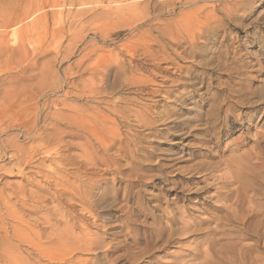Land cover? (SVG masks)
<instances>
[{"label": "rangeland", "instance_id": "1", "mask_svg": "<svg viewBox=\"0 0 264 264\" xmlns=\"http://www.w3.org/2000/svg\"><path fill=\"white\" fill-rule=\"evenodd\" d=\"M5 89L0 264H264V0H0Z\"/></svg>", "mask_w": 264, "mask_h": 264}, {"label": "bare ground", "instance_id": "2", "mask_svg": "<svg viewBox=\"0 0 264 264\" xmlns=\"http://www.w3.org/2000/svg\"><path fill=\"white\" fill-rule=\"evenodd\" d=\"M41 2V1H40ZM40 5H41V3H40ZM24 14V13H23ZM195 37V36H194ZM196 39V37L194 38V40ZM193 40V39H192ZM189 42V41H188ZM189 43H191V42H189ZM147 46V45H146ZM168 46V45H167ZM190 46V45H189ZM145 49V48H144ZM153 53V52H152ZM151 55V54H150ZM155 60H153V62H154ZM155 64V63H154ZM3 89V88H2ZM1 102H2V107L0 108V126H2V124L4 123L5 125H6V123H8L9 121H6V120H8L7 119V112L8 111H6L7 110V108L8 107H10V106H8L9 105V103H8V91L5 89L4 90V92H3V96H2V98H1ZM11 111V110H10ZM4 126V125H3ZM2 126V127H3ZM6 128V127H5ZM24 136V135H23ZM90 138V137H89ZM4 140V139H3ZM9 146V145H8ZM14 150V149H13ZM4 151V150H3ZM16 151V150H15ZM20 156V155H19ZM9 158V157H8ZM20 160V159H19ZM21 162V161H20ZM19 162V163H20ZM31 165H33V164H31ZM38 166V165H37ZM28 167V166H27ZM21 177V176H20ZM44 177V176H43ZM42 177V178H43ZM47 177V178H46ZM45 180H47L48 179V176H46L45 175ZM65 178V177H64ZM44 179V178H43ZM62 179V178H61ZM59 180V179H58ZM54 180H52V182H53ZM27 183V182H26ZM54 183H57V182H54ZM22 184V183H21ZM48 184H49V182H48ZM51 184V183H50ZM38 185V184H37ZM58 185V184H57ZM7 187H9V186H7V185H5L4 186V189H6ZM28 187V186H27ZM11 188V187H10ZM9 188V189H10ZM16 188V187H15ZM18 188V187H17ZM21 188V187H20ZM55 188V187H54ZM8 189V188H7ZM13 189V188H12ZM11 190V189H10ZM17 190V189H16ZM16 190H15V192H16ZM21 190V189H20ZM1 191V190H0ZM24 191V190H23ZM39 191V190H38ZM41 191V190H40ZM8 192H9V190H8ZM11 192H12V190H11ZM14 192V191H13ZM19 192V191H18ZM18 192H17V194H18ZM33 192V191H32ZM31 192V193H32ZM19 193H21V192H19ZM30 193V194H31ZM34 194H35V192H33ZM12 194V193H11ZM23 194V193H22ZM29 194V193H28ZM85 194V193H84ZM19 195V194H18ZM33 195V194H32ZM88 195V194H87ZM0 196H1V201H2V206H4L5 208L6 207H8L9 206V198H10V195H8L6 192H1L0 193ZM20 196V195H19ZM82 196V195H81ZM38 197V196H37ZM43 198V197H42ZM87 199V198H86ZM13 203V202H12ZM27 203V202H26ZM1 205V204H0ZM251 213H252V211H251ZM256 213V212H255ZM8 215V214H7ZM15 216V215H14ZM133 216V215H132ZM23 218V217H22ZM249 219V218H248ZM47 223V222H46ZM21 224V223H20ZM16 226V225H15ZM70 228V227H69ZM23 229V228H22ZM16 231V230H15ZM258 232H260V231H258ZM257 233V232H256ZM37 234V233H36ZM15 235H17V234H15ZM38 235V234H37ZM36 235V236H37ZM259 235V238H261L262 240H264V230L261 232V233H259L258 234ZM22 237V241H23V236H21ZM37 238H38V236H37ZM20 240V239H19ZM21 240H20V242H21ZM25 241L26 240H24V242H22V244H25ZM31 243V242H30ZM29 243H27V245H28ZM32 244H33V242H32ZM30 246H32L31 244H29ZM72 245V244H71ZM250 247V246H249ZM5 248V247H4ZM248 250V249H247ZM263 251V250H262ZM5 252V251H4ZM240 252H242L241 251V249H240V251L238 252V253H240ZM44 253V252H43ZM4 254V253H3ZM6 254V253H5ZM42 254V253H41ZM240 254H242V253H240ZM245 254V253H244ZM45 254H43V256H44ZM50 256V255H49ZM241 256H243V255H241ZM245 256V255H244ZM248 256V255H247ZM240 257V256H239ZM258 257V256H257ZM6 258H7V256H6ZM46 258V257H45ZM48 258V257H47ZM46 258V259H47ZM8 259V258H7ZM48 259H50V258H48ZM241 259V258H240ZM244 259V258H243ZM252 260V259H251ZM250 260V261H251ZM255 260V259H254ZM256 261V260H255ZM258 261V260H257ZM244 262V261H243ZM248 262V261H247ZM247 264H249V263H247Z\"/></svg>", "mask_w": 264, "mask_h": 264}]
</instances>
